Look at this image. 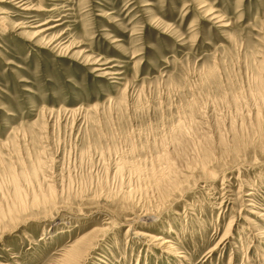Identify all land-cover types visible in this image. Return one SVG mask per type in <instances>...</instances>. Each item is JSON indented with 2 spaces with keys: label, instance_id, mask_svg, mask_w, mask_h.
I'll return each instance as SVG.
<instances>
[{
  "label": "rangeland",
  "instance_id": "374dc122",
  "mask_svg": "<svg viewBox=\"0 0 264 264\" xmlns=\"http://www.w3.org/2000/svg\"><path fill=\"white\" fill-rule=\"evenodd\" d=\"M0 13V264H264V0Z\"/></svg>",
  "mask_w": 264,
  "mask_h": 264
},
{
  "label": "bare ground",
  "instance_id": "6f19581e",
  "mask_svg": "<svg viewBox=\"0 0 264 264\" xmlns=\"http://www.w3.org/2000/svg\"><path fill=\"white\" fill-rule=\"evenodd\" d=\"M27 1V0H26ZM14 3V2H13ZM17 3V2H16ZM21 3V2H20ZM18 8V7H17ZM24 10H26V9H24ZM28 10V9H27ZM26 10V11H27ZM4 13H0V22L1 21H4L5 20V18H2L1 16L3 15ZM46 24H48V23H44L43 25H40V26H38V27H43V26H45ZM23 28V27H22ZM51 28H53V27H48V28H44L43 30H41V31H38L36 34H35V37L36 36H39V35H41L42 33H44V32H46V31H48V30H50ZM55 42V41H54ZM53 43V42H52ZM101 70H96L95 72H100ZM254 214V213H253ZM231 223H232V220H230L229 221V225H231ZM165 244V243H164ZM167 249V252L169 251V249L168 248H166Z\"/></svg>",
  "mask_w": 264,
  "mask_h": 264
}]
</instances>
